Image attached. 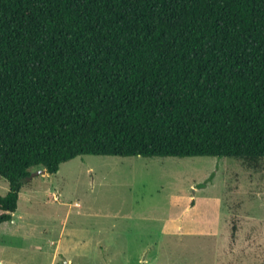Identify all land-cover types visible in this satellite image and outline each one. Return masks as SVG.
Returning a JSON list of instances; mask_svg holds the SVG:
<instances>
[{"label": "trees", "instance_id": "1", "mask_svg": "<svg viewBox=\"0 0 264 264\" xmlns=\"http://www.w3.org/2000/svg\"><path fill=\"white\" fill-rule=\"evenodd\" d=\"M81 156L257 168L264 0H0V226Z\"/></svg>", "mask_w": 264, "mask_h": 264}, {"label": "rangeland", "instance_id": "2", "mask_svg": "<svg viewBox=\"0 0 264 264\" xmlns=\"http://www.w3.org/2000/svg\"><path fill=\"white\" fill-rule=\"evenodd\" d=\"M0 264H264V160L78 157L26 182Z\"/></svg>", "mask_w": 264, "mask_h": 264}, {"label": "water", "instance_id": "3", "mask_svg": "<svg viewBox=\"0 0 264 264\" xmlns=\"http://www.w3.org/2000/svg\"><path fill=\"white\" fill-rule=\"evenodd\" d=\"M41 174H46V171L44 169H39L35 172H33L28 178L27 181H31L34 177L41 175Z\"/></svg>", "mask_w": 264, "mask_h": 264}, {"label": "crops", "instance_id": "4", "mask_svg": "<svg viewBox=\"0 0 264 264\" xmlns=\"http://www.w3.org/2000/svg\"><path fill=\"white\" fill-rule=\"evenodd\" d=\"M56 199H59V198H56ZM59 201V200H58ZM2 226V225H1Z\"/></svg>", "mask_w": 264, "mask_h": 264}]
</instances>
